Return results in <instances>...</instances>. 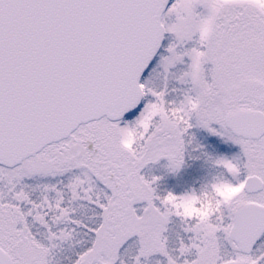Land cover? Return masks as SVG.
I'll return each mask as SVG.
<instances>
[{"label":"snow or ice","instance_id":"obj_1","mask_svg":"<svg viewBox=\"0 0 264 264\" xmlns=\"http://www.w3.org/2000/svg\"><path fill=\"white\" fill-rule=\"evenodd\" d=\"M0 264H264V0H0Z\"/></svg>","mask_w":264,"mask_h":264}]
</instances>
